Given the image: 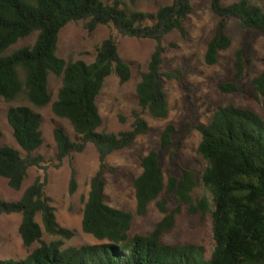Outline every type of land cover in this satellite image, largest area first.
<instances>
[{"label":"trees","instance_id":"trees-1","mask_svg":"<svg viewBox=\"0 0 264 264\" xmlns=\"http://www.w3.org/2000/svg\"><path fill=\"white\" fill-rule=\"evenodd\" d=\"M210 6L220 20L205 51L207 64H215L219 52L231 44L225 31L229 18L264 34V4L239 0L223 5L222 0H210ZM191 10L190 0H172L155 13L133 10L119 0H0V102L24 97L30 104L10 106L7 110L13 138L25 155L11 146L0 145V177L18 190L28 168L40 166L42 157L33 152L43 143L41 115L34 107L50 103L52 112L67 119L78 135V140L72 141L63 127H54L57 159L62 161L73 152H81L87 143H92L98 153L99 168L89 182L81 227L102 241L64 246L74 231L57 223L45 182L37 177L18 200L5 201L0 197V213L21 214L19 234L23 245H38L24 259L0 258V264H264V72L255 76L250 85L261 104V114L227 105L218 107L207 125L197 127L201 134L197 153L205 164L200 175L181 168L165 177L160 152L151 150L140 156L142 170L133 179L135 214L144 215L153 201L164 214L150 234H131L134 214L106 203V157L128 148L147 131L143 113L154 119L168 116L164 80L175 74L160 70L165 51L162 40L173 30L183 32V21ZM77 20H86L89 31L100 24H111L120 34L155 41L147 71L136 86L139 110L133 111L128 130H99L102 118L96 101L105 79L115 74L123 83L131 76L130 65L119 55L115 41L111 37L104 39L90 63L81 59L65 61L56 54L61 28ZM33 33V44L7 52L11 45ZM244 57L243 47L239 48L234 61L237 79L245 70ZM50 75L61 77V87L53 101L48 90ZM238 87L236 81L220 85L226 92ZM174 134L175 127L167 124L161 134L162 150L169 149ZM1 138L0 130V141ZM198 186L204 192L193 199L192 192ZM75 188L72 170L69 192ZM163 193L173 197L177 209L169 210L166 199H157ZM181 204L187 205L190 214L210 217L209 250L202 244L172 245L162 240L172 228L174 211ZM43 232L55 239L43 240Z\"/></svg>","mask_w":264,"mask_h":264},{"label":"rangeland","instance_id":"rangeland-1","mask_svg":"<svg viewBox=\"0 0 264 264\" xmlns=\"http://www.w3.org/2000/svg\"><path fill=\"white\" fill-rule=\"evenodd\" d=\"M114 0H111V2ZM133 10L155 13L160 7L168 5L172 0H119ZM192 10L183 21V32L173 30L163 37L165 51L160 70L173 73L175 76L164 80L167 97L168 116L154 119L147 113L142 117L147 121L148 129L139 135L128 147L109 154L106 159L105 197L106 203L116 209L134 214L131 234L148 235L164 214L156 206V201L148 204L146 213L136 215V199L133 179L141 173L140 156L151 150L160 152L165 177L178 173L183 169L194 171L200 175L205 164L197 153L201 134L197 127L209 123L218 107L234 105L261 114L262 108L253 96L251 82L258 74L264 72V34L244 28L236 18H229L225 31L231 39L228 48L218 54L215 64L205 62V51L213 37L220 18L210 6V0H190ZM239 0H222L229 5ZM250 3L263 5L264 0H248ZM112 38L121 58L130 65L131 76L126 82H120L115 74L105 79L97 97V107L102 118L99 130L118 133L128 130L133 122V111L139 110L136 86L141 75L147 71L148 62L155 49V41L149 38H137L120 34L111 24L98 25L92 31L86 27V20L70 21L63 26L58 34L56 54L65 61L81 59L92 62L101 42ZM36 33L18 40L7 52L33 44ZM244 50L246 64L240 79L235 77V53L239 48ZM238 82V89L226 92L220 89L224 83ZM61 87V77L50 75L48 90L52 101L56 99ZM29 105L24 97L13 102H0V145L11 146L24 151L15 142L12 129L7 121V110L10 106ZM34 110L41 115V132L43 143L33 152L42 157L40 166H31L27 170L20 189L14 190L0 177V197L5 201L18 200L23 191L37 177L45 182V193L51 198L50 204L55 209L57 223L74 231V236L65 241L64 246H80L82 244H98L92 235L83 232L81 227L82 210L89 191L91 177L99 168L98 153L92 143H87L81 152H73L62 161L57 159V148L53 136L56 126L63 127L72 141L78 140L67 119L56 116L51 104ZM167 124L175 127L172 145L167 151L160 148L161 134ZM75 173L76 188L69 192L71 171ZM204 190L198 186L192 192L193 199L199 198ZM158 200L166 199L169 210H175L178 203L171 195L163 193ZM174 224L165 232L162 240L167 244H202L209 250L211 242L210 217L204 219L200 214H190L187 205L181 204L174 211ZM40 222V217L36 216ZM21 214L0 213V258L24 259L38 245L26 248L19 234ZM43 240H54L43 232Z\"/></svg>","mask_w":264,"mask_h":264}]
</instances>
